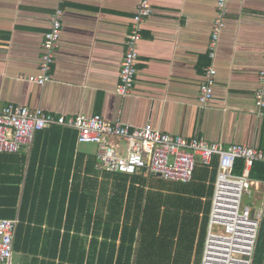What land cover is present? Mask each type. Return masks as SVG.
Returning a JSON list of instances; mask_svg holds the SVG:
<instances>
[{"label":"crops","instance_id":"1","mask_svg":"<svg viewBox=\"0 0 264 264\" xmlns=\"http://www.w3.org/2000/svg\"><path fill=\"white\" fill-rule=\"evenodd\" d=\"M151 3L153 13L142 24L136 78L131 93L122 97L116 89L138 0H0V101L54 116L100 114L132 127L150 123L171 135L263 150L264 109L259 115L254 93L264 65V0H227L215 49L213 99L203 108L197 99L211 63L216 0ZM58 5L62 28L50 79L37 84L28 77L40 74L43 37ZM113 141L123 152L124 143ZM97 150L94 143H80L76 129L52 124L35 133L29 149L0 152V218L18 220L11 264H78L82 251L88 258L95 239L96 254L102 241L114 242L117 257L119 246L130 243L125 226L137 224L139 188L158 209L147 240L158 244L154 258L201 264L217 156L207 164L198 161L192 180L183 183L146 169L99 170ZM238 160L234 174L243 169ZM255 163L259 167L251 168L246 196L258 208L264 200V162ZM255 195H261L259 206ZM117 196L121 206L112 205ZM138 232L130 264H137Z\"/></svg>","mask_w":264,"mask_h":264},{"label":"built area","instance_id":"2","mask_svg":"<svg viewBox=\"0 0 264 264\" xmlns=\"http://www.w3.org/2000/svg\"><path fill=\"white\" fill-rule=\"evenodd\" d=\"M62 1L59 0V3ZM226 6L227 0H216V17L208 45L211 63L204 69L197 99L202 108L213 99L215 49L225 26ZM152 13L151 0H138L137 11L125 39L116 89L122 97L131 93L137 74L142 24ZM62 15L63 9L56 6L42 41L40 74L30 75L28 80L31 82L44 84L50 79V69L61 35ZM254 101L258 114L262 115L264 65L258 72ZM52 124L76 129L80 143L96 144V166L107 172L135 173L146 169L163 179L187 183L192 180L198 161L207 164L213 156H217V174L201 264H253L264 221V200L257 208L242 204V199L253 183L250 177L253 164L264 162V149L240 143L225 146L221 142H210L197 136L171 135L150 123L132 127L121 120L108 121L100 114L54 116L40 108L0 101V152L12 153L20 147L29 149L35 133ZM113 139L124 143L123 152L120 143ZM238 159L243 161V169L240 174H234L232 168ZM17 223V219L0 218V264H11Z\"/></svg>","mask_w":264,"mask_h":264},{"label":"trees","instance_id":"3","mask_svg":"<svg viewBox=\"0 0 264 264\" xmlns=\"http://www.w3.org/2000/svg\"><path fill=\"white\" fill-rule=\"evenodd\" d=\"M255 167H259V165L255 163L253 165V168ZM148 195L144 198L142 188H139L138 193L135 195L138 200L137 205L139 206V211H137V224L131 227L125 226L126 234L124 235L126 237L128 236V240L130 243L128 245L121 244L119 246L120 251L117 257H114V249H115L114 242L107 243L106 241H102L99 248L100 252L99 254H96L98 243L97 240L95 239L93 249L91 253L88 255V258L85 259L86 258L85 253L84 251H82L81 259L77 263L81 264L85 259V264H94V263L95 264H130V259L134 253V247L132 242H135L136 231L139 230L134 261L137 264H164L160 259L154 258V256H156V253L159 252L157 248L158 244L157 246L153 247L155 243H153L152 245L147 241L151 236V232H150L151 220H154L155 225L158 220V209L156 210L152 209L151 204H155V202L151 201L152 197ZM116 199H119L118 196L116 197ZM115 200L113 201L112 205L118 202L119 205L121 206L122 198L116 201ZM114 230L115 233L113 235V238L116 237L117 228H115ZM159 240L160 238L158 237V242ZM175 262L177 263L180 261L176 260ZM253 264H264V221L262 222L260 228Z\"/></svg>","mask_w":264,"mask_h":264},{"label":"rangeland","instance_id":"4","mask_svg":"<svg viewBox=\"0 0 264 264\" xmlns=\"http://www.w3.org/2000/svg\"><path fill=\"white\" fill-rule=\"evenodd\" d=\"M254 199H255L256 206H259V202L261 201V195L260 196L255 195ZM250 203H251L250 198H248L246 194H244L243 199H242V204H250Z\"/></svg>","mask_w":264,"mask_h":264},{"label":"water","instance_id":"5","mask_svg":"<svg viewBox=\"0 0 264 264\" xmlns=\"http://www.w3.org/2000/svg\"><path fill=\"white\" fill-rule=\"evenodd\" d=\"M253 210V209H252Z\"/></svg>","mask_w":264,"mask_h":264}]
</instances>
